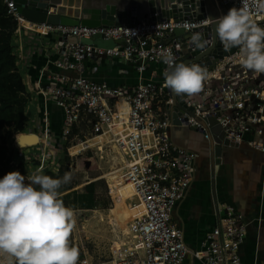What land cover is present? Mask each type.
<instances>
[{
  "label": "built area",
  "instance_id": "2783aa9c",
  "mask_svg": "<svg viewBox=\"0 0 264 264\" xmlns=\"http://www.w3.org/2000/svg\"><path fill=\"white\" fill-rule=\"evenodd\" d=\"M5 3L7 14L18 21L15 35L19 63L26 61L28 54L25 34L48 39L54 47V55L47 56L34 84V92L43 102L36 123L39 143L19 148V136L32 132L15 135L16 153L27 162H34L35 169L43 165L44 172L62 160L83 156L94 147L121 155L120 164L104 176L109 207L106 219L101 220L110 227L113 238L98 258L82 247L78 264H184L190 251L173 214L191 187L198 156L177 145L171 137L174 126L168 105L173 100L164 86L166 65L160 55L162 50L171 49L178 61L200 52L191 47L190 39L175 36V31L204 34L211 24L201 22L208 17L186 21L170 18L127 28L72 27L29 22L17 13L14 0ZM239 6L240 0H235L231 8ZM229 9H221V15ZM185 22L197 27L185 30ZM257 22L264 27V20ZM56 34L93 41L101 36L102 42L113 41L116 46L68 42L60 55L61 47L52 38ZM222 49L225 50L223 46ZM235 54L211 67L212 75L204 82L203 90L186 95L185 102L194 107L196 117L213 116L235 142L264 155V73L244 69ZM88 60L97 66L105 64L108 69L119 64L132 65L137 80L117 87L95 81L86 75ZM51 66L56 72L50 71ZM152 66L159 71L151 70ZM71 72L76 76H70ZM50 103L63 111L58 132L53 131L50 122ZM190 126L202 128L192 117L188 119L187 127ZM204 137L208 139L207 134ZM117 205L134 211L133 217L126 221L117 217ZM217 212L218 223L207 234L204 249L194 253L195 258L204 264H244L240 254L248 231L244 215L227 204L218 206ZM79 243L74 239L71 245L78 248Z\"/></svg>",
  "mask_w": 264,
  "mask_h": 264
},
{
  "label": "clouds",
  "instance_id": "9594fccd",
  "mask_svg": "<svg viewBox=\"0 0 264 264\" xmlns=\"http://www.w3.org/2000/svg\"><path fill=\"white\" fill-rule=\"evenodd\" d=\"M258 20H264V0H240V6L226 15L201 23L214 25L225 51L238 49L239 64L260 74L264 73V27ZM183 27L190 31L197 25L185 22ZM190 41L200 51L210 43L198 31L192 32ZM160 58L166 65L164 86L177 96L200 93L212 75L198 63H178L171 49L162 50ZM43 173L41 165L27 177L15 171L0 179V264H78L79 249L70 244L75 212L65 206L59 191L72 174L53 178Z\"/></svg>",
  "mask_w": 264,
  "mask_h": 264
},
{
  "label": "crops",
  "instance_id": "0c3cea01",
  "mask_svg": "<svg viewBox=\"0 0 264 264\" xmlns=\"http://www.w3.org/2000/svg\"><path fill=\"white\" fill-rule=\"evenodd\" d=\"M41 39L36 36L34 37L33 34H25L24 40L28 54L26 61L21 62L22 64L20 63L23 81L27 92L31 96L30 103L26 108L29 122L32 111L34 117H39L38 111L43 109V102L34 92V84L38 79V71L46 65L47 56L49 54L50 57L54 55V47L51 41L44 38ZM15 43L17 50L16 35ZM16 52L18 55V50ZM85 66L88 77L98 82H106L112 87L134 84L137 80V74L133 66L129 64H119L112 69H108L105 64L97 66L94 61L88 60ZM157 68L152 66L151 70ZM50 71L56 72V69L51 66ZM69 75L76 76V73L71 72ZM48 112L53 131L58 132L63 120V111L56 107L55 104L50 103ZM27 127L28 124L26 129ZM28 129H34L35 131L37 130V125L29 124ZM25 132L29 133L28 130ZM34 134L37 133L35 132ZM170 134L177 145L195 152L198 156L191 187L185 199L177 205L173 214V221L184 231L185 243L190 251L184 264H204L201 260L195 258L194 253L204 249L203 243L207 234L218 223L217 203L218 206L223 204L234 206L237 211L244 215L248 223L247 237L240 250L243 263L264 264L263 154L245 144H242L236 150L224 149L223 158L215 168V179L213 180L209 160L206 157V150L209 146L207 139L201 133L190 131L189 129L175 128L170 131ZM95 145L93 143L92 146L94 147ZM25 146L28 145L26 144ZM22 159V163H27L25 157H22ZM95 210L76 209L74 212H96ZM125 215L121 211L116 216L124 219ZM259 220L261 221L260 223Z\"/></svg>",
  "mask_w": 264,
  "mask_h": 264
},
{
  "label": "water",
  "instance_id": "95a60500",
  "mask_svg": "<svg viewBox=\"0 0 264 264\" xmlns=\"http://www.w3.org/2000/svg\"><path fill=\"white\" fill-rule=\"evenodd\" d=\"M235 0H14L17 13L25 20L35 23H49L64 26H88L122 28L133 27L138 23H155L169 21L170 18L181 21L202 20L221 16V9L226 12ZM214 25H210L204 33V38L211 40L205 51L195 52L182 57L177 62L185 64L195 60L198 64L209 70L214 65L223 62L225 57L236 53L237 49L225 51L222 44L215 36ZM210 33V34H209ZM192 33L182 29L175 31V36L189 40ZM210 37V38H209ZM53 40L59 43L62 55L65 51L64 44H95L100 47L114 48L113 41L102 42L101 36H96L95 41L68 38L66 35L56 34ZM124 45L125 42L121 41ZM193 47V45H191ZM191 49H189L190 52ZM173 103L168 105L169 119L175 128L196 131L203 136L208 135V149L206 157L209 160L211 177L215 179V168L220 164L224 149L236 150L241 145L226 134L225 129L213 116L204 119L195 116V109L185 102L186 95L177 96L169 89ZM192 117L202 128L187 127L188 119ZM39 143L36 134L26 135L17 142L19 148L25 145ZM244 145V144H243ZM256 151V150H255ZM264 156V155H263Z\"/></svg>",
  "mask_w": 264,
  "mask_h": 264
},
{
  "label": "trees",
  "instance_id": "16d2710c",
  "mask_svg": "<svg viewBox=\"0 0 264 264\" xmlns=\"http://www.w3.org/2000/svg\"><path fill=\"white\" fill-rule=\"evenodd\" d=\"M17 28L18 21L7 14L5 0H0V179L9 172L15 171H19L26 177L28 175L27 165L22 162L16 165L10 154L15 135L26 131L29 123L26 108L31 100L23 81L16 52ZM20 138L22 136H19ZM44 174L60 178L59 175L47 171ZM73 189L74 187L69 183L62 185L59 189L66 207L73 210L97 209L98 201L94 182L86 185L83 192ZM103 205L107 208L108 202H104Z\"/></svg>",
  "mask_w": 264,
  "mask_h": 264
},
{
  "label": "rangeland",
  "instance_id": "374dc122",
  "mask_svg": "<svg viewBox=\"0 0 264 264\" xmlns=\"http://www.w3.org/2000/svg\"><path fill=\"white\" fill-rule=\"evenodd\" d=\"M37 121L38 118L37 116L34 117L32 111L28 127L29 124H36ZM28 127L26 130L32 132V134L35 132L38 134V129L34 131V129H28ZM14 145L15 139L12 143V151L10 154L13 162L17 165L22 162L23 159L21 155L16 153ZM61 158L62 156L59 155L57 160L60 161ZM120 158L121 155L116 152H109L107 149L101 152L94 147L93 150H89L83 156L70 160H62V162L46 170L48 173L59 175L60 178H62L66 172H70L72 174V179L69 184L75 188L74 190L82 191L85 185L91 182L96 184V197L98 201L96 212L86 211L75 214L76 224L70 236V244L73 243L74 239H77L78 243L80 241L78 245L79 252H81V248L84 247L93 258H98L99 253L103 254L106 252L113 238L110 227L105 221L101 220L102 218L106 219L105 216L108 214L107 209L103 207V203L109 201L104 176L114 169L118 163L120 164ZM25 164L27 165V173L35 170L34 162H27ZM46 164L51 165L50 162ZM114 211L115 215L120 214L121 211L126 214L124 219L121 218L123 221L133 217V212L125 209L121 205H117ZM217 218H219L218 212Z\"/></svg>",
  "mask_w": 264,
  "mask_h": 264
},
{
  "label": "bare ground",
  "instance_id": "6f19581e",
  "mask_svg": "<svg viewBox=\"0 0 264 264\" xmlns=\"http://www.w3.org/2000/svg\"><path fill=\"white\" fill-rule=\"evenodd\" d=\"M103 139V138H102ZM133 214H134V211H133Z\"/></svg>",
  "mask_w": 264,
  "mask_h": 264
}]
</instances>
